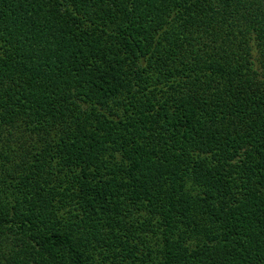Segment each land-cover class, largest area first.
Segmentation results:
<instances>
[{
	"label": "trees",
	"instance_id": "obj_1",
	"mask_svg": "<svg viewBox=\"0 0 264 264\" xmlns=\"http://www.w3.org/2000/svg\"><path fill=\"white\" fill-rule=\"evenodd\" d=\"M0 264H264V0H0Z\"/></svg>",
	"mask_w": 264,
	"mask_h": 264
}]
</instances>
